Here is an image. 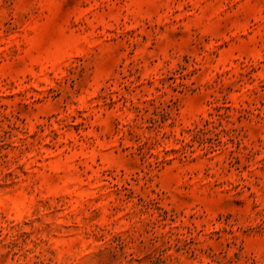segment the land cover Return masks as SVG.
I'll use <instances>...</instances> for the list:
<instances>
[{
    "label": "rangeland",
    "instance_id": "374dc122",
    "mask_svg": "<svg viewBox=\"0 0 264 264\" xmlns=\"http://www.w3.org/2000/svg\"><path fill=\"white\" fill-rule=\"evenodd\" d=\"M0 264H264V0H0Z\"/></svg>",
    "mask_w": 264,
    "mask_h": 264
}]
</instances>
